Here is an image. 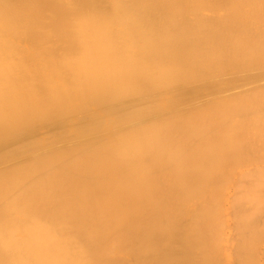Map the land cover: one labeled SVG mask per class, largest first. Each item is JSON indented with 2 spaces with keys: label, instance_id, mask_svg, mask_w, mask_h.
I'll list each match as a JSON object with an SVG mask.
<instances>
[{
  "label": "bare ground",
  "instance_id": "1",
  "mask_svg": "<svg viewBox=\"0 0 264 264\" xmlns=\"http://www.w3.org/2000/svg\"><path fill=\"white\" fill-rule=\"evenodd\" d=\"M257 143L264 0H0V264H253Z\"/></svg>",
  "mask_w": 264,
  "mask_h": 264
},
{
  "label": "rangeland",
  "instance_id": "2",
  "mask_svg": "<svg viewBox=\"0 0 264 264\" xmlns=\"http://www.w3.org/2000/svg\"><path fill=\"white\" fill-rule=\"evenodd\" d=\"M21 45L23 46V45H24V42H23V44H21ZM26 46H27V48L30 47V46H28V45H26ZM30 48H31V47H30ZM31 49H33V48H31ZM24 50H25V49H23V51H24ZM1 51H2V50H1ZM27 51H28L29 53H31L30 50L27 49ZM32 52H33V51H32ZM58 52H59V51H58ZM41 58H42V59H41ZM41 58L38 59V60H40V61L43 60L44 63H40V61H39V62L37 61L36 63H37V64L40 63L41 65H44V66L47 65L48 62L43 58V56H42ZM43 61H42V62H43ZM46 62H47V63H46ZM36 63H35V64H36ZM257 129H259V128H257ZM257 129H256V130H257ZM252 132H253V133H254V132L256 133L257 131L254 130V131H252ZM256 145H257V149H258L259 151H260V149H261L262 147H264V146H262L261 143H257ZM259 145H260V147H259ZM259 151H258V152H259ZM253 157H255V156H253ZM259 157H260V155H259ZM252 159H253V160H251V161H248V162H247V161H243V162H240V164H237V166H239L240 169L235 165V167H233V168H236L237 170L239 169V170H240V173H239L238 171L236 172V170L234 169V172H235V173H232V172H233V170H232V171H231V174H234L235 176L233 175V176L231 177V176L229 175V176L227 177L228 179L231 177L232 180H229V181H228V180L226 179L228 182L224 181V185H225V183H226V185H227V186L225 185L224 187H227L226 189H229V190H228L229 192H228L227 190H224V187H223V191H225L226 193L223 192V193L220 195L221 192H219V197H221V198L226 194V196H227L228 198H231L232 200H234V199L236 200V199H237L236 202H232V201H231L230 199H228V198H227V199H228V200H227V199L225 198L226 196L222 198L223 201L226 199V200H225V203H226V204H228L229 201H231L230 203H232V205H231L230 203H229V204H230L231 206H233L235 209H233V207H231L230 205H226V204H224L223 201H222V202L219 201L218 209L221 210V211H224V212H225V210H226L225 213H227V212L230 210V212H229V213H230L229 216H228V213H227V214H226V215H227L226 217H224V216H222V218L220 217V219H221L220 222H222L223 228H224V224H223V220H224V219H223V217H224L225 219L228 218V217H230V219L227 220V222L224 220L226 226H227V223L229 222L228 227L226 228V226H225V229H226V230H229V229L232 230V228H233V230H234V228H235L234 231L236 232V227H235V225L233 224V226H234V227H233L231 224H232V223H235V224H236L237 221H238L237 224L240 223V225H237V224H236V226H237V231H238L236 234H235V232L232 234L233 231H231V230H229L230 232L227 231V233H226V230H224V229L222 230V231H224V232L221 231V233H222L221 235H223L222 237H223L224 241H225L226 239H227V241H228V239H229V241H231V240L234 241L235 239H237V241H235L234 243H233V242H229V241L226 242L227 247H228V246L230 247V248H229L230 253H228V254H229L230 256H231V255H234V254H233V252H234L233 249L235 250V246H236V248H238L237 245H239V240H243L245 236H246V237H249V236H251V234L253 233L254 235H253V234H252V235L255 236L256 238H258V240H259V241L256 242L257 244H255V246H254V248H253V249H254V250H253V252H254V255H253V256H255L256 253H257V258H255L256 256L253 258V264H256V263H257V264H261V263L264 264V262H262V261H264V255H262V254H264V252H261V251H264V250H261V251H260L261 246H264V245H262V243H264V242H262V241H264V235H261L262 237L259 235V234H261V233H264V231H260L261 229H259V227H258L259 224H258V225H257V224L255 225V223H258V221H259V223L264 224V218H262V217H264V211H262V210H258L259 212L261 211V212L259 213L257 210L255 211V207H256V209H260V208H264V207H261V205H259V204H258V206H256V204H254V202H253V201H258L259 197H260V201H261V196H264V192H262V191H264V190L260 189L261 186H262V188H264V185H261V186H260V183H259L260 181L262 182V180H264V178H262V177H264V173H262V172H264V171H262V169H264V166L261 165V164H264V163H262V162H264V158H262V157L259 158V161H260V162L258 161V158H257V157H256V158H252ZM254 159H255V160H254ZM253 161H254V162L257 161V162H255L254 165H250V164H249L250 166L253 167L252 169L249 168V165H248V167H247V166H246V167L244 166L245 168H243V165H242V164H244V163H250V162H252V164H253V163H254ZM261 161H262V162H261ZM241 163H242V164H241ZM256 164H257V165H256ZM259 164H260V165H259ZM241 165H242V167H241ZM254 166H258V167H257V172L255 171V167H254ZM260 167H261V168H260ZM242 168H243V170H242ZM247 168L250 169L252 173H251V175H249V178H248V177H245L247 180L243 179V183L246 182L245 184H246L247 188H246L245 184H242V185H243V186L245 187V189H247V190H245V189H242V190H241V189H239L237 186H238V184L241 182L240 179L242 180V178L244 177L243 175L246 174V176H247V174L250 173V172H249L250 170H246ZM259 168H260L261 170H260ZM253 169H254V172H253ZM244 170H245V171H244ZM242 171H244V172H242ZM246 171H247L248 173H247ZM258 171H260V172L262 171V172H261V174L258 175V177L256 178V176H257L256 174L258 173ZM241 172L243 173V175H242ZM254 173H255V175H254ZM239 174H240V175H239ZM238 175H239V176H238ZM253 175H254V178H252V179H254V181H253V180L251 181L250 178H251ZM260 176H262V177H261V180L259 179V180H260V181H259V180H257V179L260 178ZM234 177L236 178V182H237L238 184H237L236 182L234 183V181H235V180H234V179H235ZM240 177H242V178H240ZM237 179H238V181H237ZM255 179H256V180H255ZM233 180H234V181H233ZM230 181H233V183H230V184L232 185V186H231L232 188L229 186V182H230ZM248 181H249V182H248ZM255 181H257V182H256L257 185H255L256 191H253V190H254V186H253V185H254ZM253 182H254V183H253ZM241 183H242V182H241ZM241 183L239 184V186H240V188H243V186L241 187ZM251 183H253V185H252ZM256 183H255V184H256ZM235 184H236V186L234 187ZM262 184H264V183H262ZM228 186H229L230 188H228ZM233 187H234V188L237 187V188L234 189ZM250 187H252V188L249 189ZM257 187H258V188H257ZM233 189H234V190H233ZM238 189H239V190H238ZM248 189H249V192H248ZM231 190H232V191H231ZM236 190H238V191H237L238 193L241 192V191H242L241 193H243V191H244V193H245L244 196H245V195H246V196L244 197L243 194H241V195L244 197V198H243V197L240 195V193L238 194V193L236 192ZM259 190H260V191H259ZM261 190H262V191H261ZM234 191H235L236 193H234ZM246 191H247V192H246ZM251 191H253V193H251ZM228 193L231 194V195L228 196ZM247 193H251V196H249ZM260 193H261V195H260ZM223 194H224V195H223ZM256 194H257V195L259 194V195L257 196ZM231 196H232V197H231ZM248 196H249V197H248ZM252 196H255V197H252ZM234 197H235V198H234ZM236 197H237V198H236ZM240 197H241V198H240ZM247 197H248V199H247ZM256 197H257V200H256ZM221 198H219V199L221 200ZM224 198H225V199H224ZM249 199H250L251 201L253 200L252 202H253L254 205H252V203L249 204V202H251V201H248V202H247V200H249ZM243 200H244V201H243ZM262 200H264V197H262ZM227 201H228V203H227ZM237 201H239V203H238ZM240 201H241V202H240ZM242 201H243V203H242ZM245 201H246V204L244 203ZM220 202H221V204H220ZM222 203H223L224 205H223ZM236 203L239 204V205L241 204L240 207H239V205L237 206ZM247 203H248V204H247ZM256 203H259V202H256ZM235 204H236V205H235ZM260 204H262V201H261ZM221 205L224 206V210H222L223 207H222ZM247 205H249V206L251 205L252 207H251V206H250V207H251L252 209L254 208V210L252 211L253 215H255V212H256V216H255L253 219H251V218L253 217V215L250 214V213H251V212H250L251 210L249 209L250 207H249V206L247 207ZM225 206H226V207H225ZM235 206H237V207H235ZM242 206H244V207L242 208ZM220 207H222V209H221ZM228 207H229V208L231 207L232 209H229ZM245 207H246V208H245ZM227 208H228L229 210H228ZM236 208H242L241 211H240V213H239V210H238V209H237L238 211L236 210ZM244 208H245V210H243ZM219 210H218V211H219ZM231 210H236V211H237V212H236V215L239 214V215H237L238 217L235 216V214H234L235 217L233 216V214H232V216H233V218H236V217L239 218L238 220H237V218H236V221H234L235 219L233 220V218H232V216H231V213H232L233 211H231ZM246 210H247V211H246ZM221 211H219V216H221V214H220ZM244 211H245V212H244ZM224 212H223L222 215L225 214ZM247 212H248V213L250 212V213L248 214ZM233 213H234V212H233ZM246 213H247V214H246ZM244 214H245V215H248V216L244 217V216H245ZM261 214H262V217H261L262 219L260 218ZM240 215H241L242 217H241ZM250 216H251V217H250ZM248 217H249V218H248ZM257 217H258V218H257ZM240 218H241V219L243 218V220H242L243 222L241 221ZM255 218H257L256 221H255ZM222 219H223V220H222ZM247 219H248V220H247ZM250 219H251L252 221H251ZM258 219H260V220H258ZM230 220H231V221H230ZM232 220H233V222H232ZM244 220H245V221H244ZM249 220H250V221H249ZM257 220H258V221H257ZM239 221H241V222H239ZM247 221H249V222H247ZM246 222H247V224H246ZM250 222L252 223L251 225H250ZM230 223H231V224H230ZM242 223H243L244 226L246 225V227H247V225H248V223H249V226L247 227V230H248V231L246 230L245 227H244L245 229H243V227H242V226H243ZM244 223H245V224H244ZM253 224H254V225H253ZM241 225H242V226H241ZM252 225H253V226H252ZM229 226H231V227L229 228ZM240 226H241L242 229L239 228ZM250 226H252V230H256L257 234H255V231L252 232V230H251V231L249 230V229H251ZM256 226H257V227H256ZM262 226H264V225H261L260 228H262ZM249 227H250V228H249ZM255 227H256V229H253V228H255ZM257 229H259V230H257ZM240 230H242V231H244V232H247V233L250 232V233H248V234L246 233V234L244 235V233L239 232ZM262 230H264V228H262ZM258 231H259V232H258ZM223 233H225V234H223ZM228 233H229V235H230V233H231L232 236H229ZM239 233H240V235H238ZM226 234H227V235H226ZM234 234H235V237H234V239H232V237L234 236ZM242 235H243L244 237H243ZM248 235H249V236H248ZM256 235H258V237H257ZM227 236H229V237L226 238ZM236 236H237L238 238H236ZM230 237H231V238H230ZM241 238H242V239H241ZM260 238L262 239V241H260V240H261ZM230 239H231V240H230ZM221 241H222V238H221ZM224 241L221 242L222 245L225 243ZM236 242H237L238 244H236ZM261 242H262V243H261ZM229 243H230V245H231V244H235V245L230 246V245H228ZM260 243H261V244H260ZM258 244H260V245H259L260 248L258 247ZM223 247H224V246H223ZM223 247H222V248H223ZM255 247H256V248H255ZM231 248H232V250H231ZM224 249H225V248H224ZM255 249H256V250H255ZM261 249H264V248H261ZM229 250L226 249L225 251H228V252H229ZM236 251H237V249H236ZM236 251H235L234 253H236ZM258 251H259V253H258ZM222 252H223V254L226 253V252H224L223 249H222ZM258 254H261V255H260V258L258 257ZM235 255H236V254H235ZM235 255H234V256H235ZM261 258H262V259H261ZM232 259H234L235 261L232 260ZM255 259H256V260H255ZM258 259H259V261H261V262H259ZM230 261H231L230 264H233V263L236 264L235 262H237V257H236V258H234V257L232 258V256H231V257H230ZM254 261H255V263H254ZM232 262H233V263H232ZM258 262H259V263H258Z\"/></svg>",
  "mask_w": 264,
  "mask_h": 264
}]
</instances>
